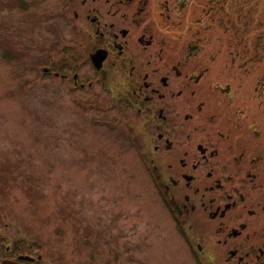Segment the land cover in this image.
Returning a JSON list of instances; mask_svg holds the SVG:
<instances>
[{
  "label": "flooded vegetation",
  "instance_id": "obj_1",
  "mask_svg": "<svg viewBox=\"0 0 264 264\" xmlns=\"http://www.w3.org/2000/svg\"><path fill=\"white\" fill-rule=\"evenodd\" d=\"M67 1L80 52L43 72L130 144L177 231L85 237L79 264H264V0ZM37 245L3 241L0 262L44 264Z\"/></svg>",
  "mask_w": 264,
  "mask_h": 264
},
{
  "label": "rangeland",
  "instance_id": "obj_2",
  "mask_svg": "<svg viewBox=\"0 0 264 264\" xmlns=\"http://www.w3.org/2000/svg\"><path fill=\"white\" fill-rule=\"evenodd\" d=\"M67 2L0 0V252L20 239L44 264H79L87 242L170 246L177 231L130 144L43 72L80 52Z\"/></svg>",
  "mask_w": 264,
  "mask_h": 264
},
{
  "label": "water",
  "instance_id": "obj_3",
  "mask_svg": "<svg viewBox=\"0 0 264 264\" xmlns=\"http://www.w3.org/2000/svg\"><path fill=\"white\" fill-rule=\"evenodd\" d=\"M19 258L20 259H29V257H26V256H21ZM0 264H22V263L17 262V261H13V260H9V259H5V260H2L0 262Z\"/></svg>",
  "mask_w": 264,
  "mask_h": 264
}]
</instances>
